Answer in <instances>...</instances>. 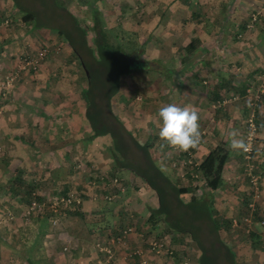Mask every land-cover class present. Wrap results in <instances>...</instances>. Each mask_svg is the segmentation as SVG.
<instances>
[{
    "label": "crops",
    "instance_id": "0c3cea01",
    "mask_svg": "<svg viewBox=\"0 0 264 264\" xmlns=\"http://www.w3.org/2000/svg\"><path fill=\"white\" fill-rule=\"evenodd\" d=\"M263 1L204 0V4H199L204 6L207 14L202 13L205 19L199 20V18L195 19L192 13L199 12L196 11V6L201 0H96L105 19L107 14L115 11L116 16L119 17L117 22H120L123 17H127L120 14L121 9L135 11L136 19H141L136 24L137 32H139L138 41L144 44L143 54L146 57L176 58L180 56L181 60L189 56V65H182L180 60V64L172 65L177 69L174 74L185 73V69H191L193 62L200 58H209L198 61L200 67L195 69L196 75L203 76L202 79L199 78V81L193 78L190 79L191 81L178 80L176 91L179 95L180 92L181 95L186 93L187 98H175L169 103L192 106L199 113L200 130L207 132L202 134L200 145L194 149L197 161H201L217 143L222 142L228 151L222 173L223 183L220 188L213 190V199L218 202L213 204L218 213L231 212L226 204L234 195L231 188L236 186L233 177L237 162L235 156L242 155V150L230 148L228 133L236 130L238 138L244 140L249 111L245 89L249 85H254L256 75L264 67V12L249 25L250 12L252 15L253 9ZM11 7V0H0V16L7 13ZM126 14L129 13L126 12ZM135 14L130 17L134 19ZM231 14L234 17L233 20ZM193 38L196 39L195 49L190 52L186 45ZM43 43L52 44L55 48L59 47L56 45H61V51L62 48L65 49L64 54H69L72 58L68 44L48 29L35 30L28 24H19L18 21L1 25L0 78L5 72L4 69L15 66L20 53L35 49ZM57 51L52 50L43 62L45 65L42 63L41 70L36 72L35 76L41 78L39 82L38 79L37 82L33 81L32 75L25 70L7 97H2L0 87V145L5 153L14 155L15 149L21 146V141L25 147L31 143L37 155L38 150H43L42 145L52 152L58 149L64 151L66 146L62 144L72 138L77 141V147H74L77 149L74 151L75 156L88 157V160L94 162V158L90 157L94 155L91 150L95 149V142L100 136L89 140L90 144L85 146L87 141L85 136L91 132V129L87 125L84 107L81 106L80 100L76 99V93L82 85L79 87L71 85L68 88L64 81L59 80L57 69L62 66L58 65L60 63L65 66V63L64 56L60 59L59 56L54 55ZM143 54L142 56L145 57ZM50 55L52 62L49 63ZM61 72L65 73L64 67ZM53 74L56 76L53 77ZM145 74L146 71L141 73V75ZM126 75L134 77L135 74L130 72ZM175 77L173 75L172 79ZM146 78L149 80L148 77ZM168 78L170 79L168 76L166 81ZM122 79H125V76ZM204 79L208 82L200 84V80L203 82ZM48 82H52V85ZM43 85L46 89H43L45 88ZM121 87V94L114 97L112 105L116 102L118 110L125 112V114L118 113L119 117L124 119V123L131 124L126 118V114L131 115L125 110L127 104L131 111L137 110L136 116L142 121L140 124L144 121L141 117L147 115V118H151V106H148V103L136 101L132 99L133 97L130 98L132 90L123 85ZM202 87L211 90L209 94L211 99L230 95L224 103V110L214 115L215 111H207L200 105L203 99L201 97L199 99L197 90H201ZM120 96H125L127 101L119 104ZM134 120L138 121L137 118ZM148 120L149 125L154 124L153 121ZM255 122L257 130L254 139V160L261 178L259 181L261 188L259 193L256 192V196L262 205L264 204V96L256 107ZM57 138L65 141L59 143ZM70 142L66 144H71ZM161 153L163 155L162 151ZM161 156L158 157V162L164 168L170 169L169 164H164L166 160ZM48 160L50 162L47 163V167L55 169V163L51 158ZM233 162L235 163L232 164ZM13 164L17 162L13 161ZM30 166L29 169L36 168ZM5 168L4 162H0V170ZM110 168L114 171L113 167ZM117 169L121 174L118 171L114 173H117L121 180H118L116 185L111 183L112 177L118 176L116 174H109L110 178L107 181L103 180L108 184L106 190L112 191L114 195L112 197L116 203L108 205L107 208L104 205L101 207L104 200L90 186L89 190L85 191L87 194L83 196L78 209L69 210L67 215H64L66 222L60 230L46 231L43 235L45 241L40 245L37 243L27 245L31 248V252L26 256L28 258H25V264L27 260L28 264H197L200 251L188 233L171 229L163 220H157L156 223L148 221L150 207L158 206L155 191L130 170ZM178 173L182 176L180 171ZM124 175L131 176L133 182H137L134 188L135 194L130 195L131 187L134 185L132 186L127 179H124L126 178ZM177 176L180 178L178 174ZM189 181L188 178L182 179L184 185L191 186L193 182ZM10 182L15 183V180ZM123 182L127 188L125 186L122 191H119V185ZM0 185H4L2 179H0ZM238 202H242V198ZM254 209L256 210V207ZM78 219L80 220L75 223L74 221ZM70 222L73 224H69ZM8 228L6 222L0 221V235H5ZM124 229L128 231L121 235L122 238L113 240ZM12 230L17 231V229ZM162 236L166 237L172 249L171 254L156 253L150 249L149 241ZM12 244L20 246V243L17 244L14 241ZM107 246L111 248V253L104 249Z\"/></svg>",
    "mask_w": 264,
    "mask_h": 264
},
{
    "label": "rangeland",
    "instance_id": "374dc122",
    "mask_svg": "<svg viewBox=\"0 0 264 264\" xmlns=\"http://www.w3.org/2000/svg\"><path fill=\"white\" fill-rule=\"evenodd\" d=\"M64 1L67 2L69 7L75 10L78 15L80 16L84 15L83 10L79 8L75 0H64ZM199 3L204 4V0L198 2L196 6V11L207 14V11L204 9V6H202V4ZM263 5H264V1L261 4H259L258 7L253 9L254 12L260 10L259 14H257L258 17L260 13L264 12ZM4 16H6V14ZM250 16H251V12H250ZM0 17L1 20L3 21L2 18L3 16ZM136 18L137 17L132 19L130 16H127V17H123V19L120 22H117V20H119L118 15L116 16L115 11H111L109 14L106 15L105 21L109 27H114L116 31H119V28H123L126 30L128 29L130 30V28L132 27L135 28V31L134 29L130 31H134V33L132 34H134L136 36V39L139 40V32H137L138 26H136V24H138L139 21H141V19L139 20ZM231 18L232 20L234 19L233 15ZM0 27H1V23H0ZM33 29L37 30L41 28L34 27ZM45 44L47 46L46 57H49V54L50 52H52V50L55 51L58 50L57 53L56 52L54 53V55L59 56L60 59H62V56H64L63 61L65 63V66H63L60 63L58 66L64 67L65 73L61 72L62 67H60V69H57L59 71L57 76L59 77V80L64 81V84L68 88H70L71 85L79 87L82 84L86 83V79L84 78L83 68L80 66L77 60H74V64L71 63L72 59H70L69 54H64L65 49L62 48L61 51L60 49L61 45H56L59 46L56 47L57 48L56 49L52 44H48V43ZM215 49L217 48L215 47ZM31 52L32 50H24L22 53H20L17 56L16 62L18 59H20L24 55H27V53H31ZM143 53H144V49L142 54ZM51 58L52 56L50 55L49 60ZM72 58H74L73 55ZM145 58L151 59L152 57L149 58L145 56ZM180 58H181L180 56L176 58L166 56L165 58H161V59L163 62H167L168 65L175 66L177 64H180L181 61ZM201 59H204L205 61L206 59L209 58L205 57L194 61L191 69L189 68L185 69V73L173 74L176 77L172 79L173 77L172 75L170 79L168 78L167 81H166L167 77H165V79L162 80L163 76L156 71L146 72L145 75L146 77L149 78L148 80L145 77V75H141V73L144 71L139 69H135L132 71L135 74L134 77H132V75H128V76L125 75V79H122V85L125 86L127 89L132 90L130 91V93H132L130 98L133 97L132 99L142 102L143 104L148 103L149 104L148 106H151L152 108L150 114L151 118H147V115L141 117L142 119H144V121L143 124H140L142 123V121H140L139 117L136 116L138 115L137 110L131 111L130 109H128L129 105L127 104L125 106V110L126 112H130L131 115L126 114V118L131 124L129 123L125 124L124 121L123 123L126 125V127L129 130H131L134 133V135L140 141L146 140L148 136L152 134V137L150 139L151 142L150 150L153 157L157 161H158V157L162 155L161 151L162 152L165 151V147H162V145H164V141H161L158 136V130H159L158 122L160 123L158 111L162 106L167 105V103H169V101L172 99L175 98L179 99V97L180 99L187 98L185 96L186 93L185 94L182 93L181 95L180 92L179 95V92L176 91L177 82L180 79H184L186 81H191L190 80L191 78L196 79L197 81H199L198 80L199 78L202 79L203 76H200L199 74L196 75L197 71L195 70L197 67H200V65H198L199 63L198 61H200ZM192 60H195V58H192ZM16 62L14 64L15 66H16ZM50 62L52 61L50 60L49 63ZM43 64L45 65V63ZM41 66H43L42 63L40 64V67ZM40 67L38 68V70L39 69L41 70L42 67L41 68ZM28 71H29L28 73L32 75L33 81L37 82L38 79L39 82L41 80V78L35 76L37 71H33V70L32 71L28 70ZM165 73H168V71H165ZM193 73L196 77H194ZM21 75L22 72L20 73L19 76ZM19 76L14 81V84L12 86V91L15 88V84L17 83L16 81L19 79ZM52 76L54 77L56 75L53 74ZM206 82H208L207 79H204L203 82L200 80V84H204ZM42 83L44 84V82ZM48 84L52 85V82H48ZM143 85L147 86L145 91H144L145 86L143 87ZM43 87L45 86L43 85ZM43 89H46V87ZM210 91L211 90H207L206 87H202L201 90H197L198 97L199 99L200 97L203 99L202 101H200L201 103L200 105L207 111L208 110L215 111L214 115H216L218 112L224 110V104L213 107L211 103L215 99L209 98L210 97L209 94L211 93ZM148 92L151 93L149 94ZM229 96L230 95H228V97ZM119 98L121 100L119 104L127 101V99L124 96L123 97L120 96ZM241 100L242 99H240V101ZM117 106L118 105L116 104V102L114 103V105H112L113 111L117 114L118 113L125 114L124 111L118 110ZM134 118H137L138 121H135ZM148 119H150V121H153L154 124L149 125ZM133 124H139L140 126ZM205 132L207 131L205 130L204 132L201 133L205 134ZM56 140H58L59 143L61 142L63 143L65 141L59 138H57ZM68 142H70L71 144H66ZM89 142L90 141L87 140L85 142V146L90 144ZM76 143H77L76 140H73L72 138L70 140L68 139L67 142H64V144H62L66 146L64 148V151L63 149L61 150L62 152L59 149L54 150L52 152L49 148H46L44 145H42L43 150H38L37 155H36V150H34L33 147H31L30 145L31 143H29V145L25 147L24 143L21 141V146L15 149L14 155L10 153H5L3 151L2 146L0 145V162H4V168L6 167L4 170L3 169L0 170L1 171L0 179H2L4 183V185H0V196H1L0 221L1 223L6 222L7 226L9 227L6 230L5 235H0V264H25L24 260L25 258H28L26 256L29 255L31 252V248L28 247L30 246V244L33 245L37 243L40 245L42 242L45 241V237H43V235L46 231H52L55 229L60 230L65 225L66 221L64 215H67V212L71 209H67L61 206L58 207L57 212H55L52 210L50 206L51 200L57 198L59 195L62 194L65 195L69 192H72L75 195H79L80 197H82L83 200V196L87 194V192L85 193V191L89 190V187L91 186L94 192L97 193V195L99 194V196L104 200V202H102L101 204V207L102 205H104V207L107 208L108 205L112 203L114 204L116 203L113 197H111L114 196L112 191L106 190L108 184H106V182L103 181V179L106 178L109 179L111 174L118 175L117 173L114 172L116 171L119 172V170L117 169L118 167L114 165V160L111 154L106 149L107 145L109 147L112 144V140L108 135L101 136L99 139L97 138L95 142L96 145L95 149L91 150V152H93L94 155L90 156L94 158V162L92 160H88L89 159L88 157L86 158L84 156L83 157L81 156L80 158H78L75 156L74 151L77 149H75L74 147H77ZM56 151L58 153H56ZM49 158H51L52 162L55 163L54 166L55 169H49V167H47L48 165L47 163L50 162L48 160ZM235 159H237L236 168H235L236 172L233 174V177L235 179L234 183L236 184V186L231 188V190H233L232 193L234 195L232 199L228 201V203L226 204L228 209L231 210V212L219 213V216L223 221V226L221 229L222 237L235 249L237 255L242 261L240 264H264V224L261 222V220L264 219V204L261 205L259 202L260 200H257L258 197L256 196V192H258L261 188V184L259 183L261 179L259 177V170L256 167L257 163L253 161L255 165L253 166L254 167L253 172L256 175H258V179H257L258 182L254 184L253 182H251L250 175L247 173V170L245 168L246 164L243 159V154L241 156H235ZM13 161L17 162V164H13ZM234 163L235 162H233L232 164ZM164 164H169L168 167L170 169L166 168V172L172 178L178 177L177 174L180 176V174L178 173L179 170L171 163L170 158L166 159ZM29 165L36 167L35 168L36 170L32 169L31 166H30L31 168L29 169ZM110 167H113L114 171H112ZM119 174H121V172H119ZM124 176H126V178L124 179H127L132 186L134 185L133 187H131L132 191L130 195H132V193L135 194L136 191L134 188H136L135 185L137 182H133L131 176L129 175H124ZM137 177L142 179L140 176ZM117 178L119 181L121 180L119 175L117 176ZM128 178H130V180ZM13 180H15V183L10 182ZM180 181L182 182V180ZM27 182H32L34 183V185H36L34 187L36 188L35 191L37 193L36 194L37 196L32 197V199H30V197H28L25 193L26 192L25 188L27 186L26 185L24 186L23 184ZM66 184L68 185L64 187V185ZM125 186L126 185L124 182L121 183L118 188L119 191H122L125 188ZM191 187H192L191 193H196V194H200L203 191V189H205V185L202 184V182L200 181L198 183L197 182L192 183ZM107 195H110L111 198L106 197ZM183 196L185 199H187L189 198L190 194L186 193L183 194ZM241 198H242V202L239 203L238 200ZM33 200L36 202H40L41 203L40 206L39 207L35 206L34 208H31L30 201ZM212 202L218 203L217 201L214 200H212ZM118 207L120 208L119 205ZM255 207L256 210L254 209ZM245 216H248L250 218V222L244 219ZM79 220L80 219L74 222L76 223ZM69 224L72 225L73 222H70ZM247 228H251L252 231L258 234V236L256 235L254 237V235L251 233L252 231L250 230L251 232H248L246 230ZM12 229H17V231L16 230L14 231ZM58 240L60 239L58 238ZM13 241L16 242L17 244L20 243L19 244L20 246H16L15 244H12ZM26 264H28V260L26 261Z\"/></svg>",
    "mask_w": 264,
    "mask_h": 264
},
{
    "label": "trees",
    "instance_id": "16d2710c",
    "mask_svg": "<svg viewBox=\"0 0 264 264\" xmlns=\"http://www.w3.org/2000/svg\"><path fill=\"white\" fill-rule=\"evenodd\" d=\"M75 1L84 15H78L64 0H11L12 7L7 10L8 13H4L6 16L2 15L3 21L0 17V23L3 24L6 19L4 25L18 21L19 24L25 23L33 28L48 29L68 44L74 56L70 58L71 63L74 64V60L78 61L86 79V83L82 84V88L76 93V99H79L81 106L84 107L87 125L91 129L85 139L92 140L97 136L108 135L112 144L109 147L107 145L106 149L111 154L114 165L140 176L155 191L158 206L150 207L148 221L156 223L157 220H163L171 229L188 233L200 251L197 264H240L242 261L235 249L222 237L223 221L212 202L213 190L220 188L223 183L222 173L228 157L225 145L222 142L217 143L201 161H198L197 166L184 167V177L172 178L166 172V167L164 168L151 153L152 135L140 141L113 111L112 102L115 96L121 94V81L127 73L135 69L156 71L164 78L171 77L177 69L163 62L161 58L143 57L144 44L132 34L135 30L119 28V31H116L114 27H109L96 0ZM119 12L123 16L135 14L124 9ZM192 14L195 19H205L200 12ZM133 17H136V14ZM194 41L196 39L193 38L186 45L190 52L195 49ZM46 47L43 43L27 55L32 57L47 49ZM46 56L42 63L47 59ZM189 62V56L181 59L182 65H189ZM13 67L4 69L0 80ZM38 68L33 71H37ZM7 95L8 93L2 94V97ZM164 147L162 157L164 160L179 158L170 147ZM196 171L198 177L192 174ZM181 178H188L191 183L200 181L205 185V189L200 194L191 193L192 187L184 185L180 181ZM27 183L23 184L27 186L25 193L32 199L37 196L34 187L36 185L32 182ZM186 193L190 194L187 199L183 196ZM80 205L81 203L64 208L76 210ZM246 230L252 231L251 228ZM251 233L254 237L258 236L254 231ZM167 245L171 248L169 244Z\"/></svg>",
    "mask_w": 264,
    "mask_h": 264
},
{
    "label": "built area",
    "instance_id": "2783aa9c",
    "mask_svg": "<svg viewBox=\"0 0 264 264\" xmlns=\"http://www.w3.org/2000/svg\"><path fill=\"white\" fill-rule=\"evenodd\" d=\"M263 9H264V6H263ZM255 12H253L250 17L251 20H250L249 25H251V23L257 18L258 16L257 14H259L260 10H257ZM6 22L7 20L5 19L4 23ZM3 24L1 23V25ZM45 55H46V49L38 52L32 57L25 55L21 57L20 59H18L16 62V66H14L13 69L10 70V72L7 73L2 80H0V86L3 89L1 91V94L5 95L9 93L10 88L13 86L14 81L16 80V78H18L21 72L25 70H36L38 66L42 63V60L45 58ZM245 96H246L245 98H246L247 106L249 108V112L246 118L247 130L245 133L244 141L248 145V150L247 151L242 150V154H243V159L246 164L247 173L250 175V180L251 182L256 184L258 182L257 181L258 175H256L253 172V168H254L253 166H255L253 163V159L255 158L254 139H255V133L257 130V126L255 122V111H256L257 105L261 102L264 96V67L256 75L254 85H249L246 88ZM226 99L227 97L219 98L217 100L212 101L211 105L213 107L217 105H223L226 102ZM172 151H175V153L178 154L179 158L172 159L171 163L180 171L182 176L184 175V172H185L184 171L185 166H189V167L197 166L198 161L195 158V153L193 149H190L187 152H182V151H178L175 149H172ZM192 174L195 177L199 176L197 171ZM111 180H112L111 183L114 185H116V183L118 182L117 177H113ZM106 197L111 198L112 196L110 197V195H107ZM81 202H82V197H80L79 195H75L72 192H69L65 195L62 194V195H59L57 198L52 199L50 206L53 211L57 212L58 207H61V206L68 207L69 205H77ZM40 204H41L40 202H36L33 200L31 201L30 207L31 208H34L35 206L39 207ZM244 219L250 222V218L248 216H245ZM261 222L264 224V219H262ZM126 231H128V229H124L122 233L114 237L113 240L121 239L122 238L121 235L123 236ZM149 244H150V249L156 253H167V254L172 253V249L169 248L167 245L168 241L166 237L152 239L149 241ZM104 249L107 252L111 253V248L109 246L104 247Z\"/></svg>",
    "mask_w": 264,
    "mask_h": 264
},
{
    "label": "clouds",
    "instance_id": "9594fccd",
    "mask_svg": "<svg viewBox=\"0 0 264 264\" xmlns=\"http://www.w3.org/2000/svg\"><path fill=\"white\" fill-rule=\"evenodd\" d=\"M158 116L160 118L158 136L165 142L162 147L167 146L182 152L198 148L202 133L199 113L194 107L169 103L159 109ZM228 139L231 149L248 150V145L243 139L238 138L236 130L228 133Z\"/></svg>",
    "mask_w": 264,
    "mask_h": 264
}]
</instances>
